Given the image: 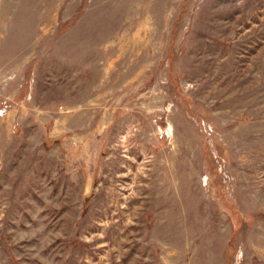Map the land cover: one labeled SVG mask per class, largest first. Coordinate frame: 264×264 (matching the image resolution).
I'll list each match as a JSON object with an SVG mask.
<instances>
[{
    "label": "rangeland",
    "instance_id": "obj_1",
    "mask_svg": "<svg viewBox=\"0 0 264 264\" xmlns=\"http://www.w3.org/2000/svg\"><path fill=\"white\" fill-rule=\"evenodd\" d=\"M0 264H264V0H0Z\"/></svg>",
    "mask_w": 264,
    "mask_h": 264
}]
</instances>
